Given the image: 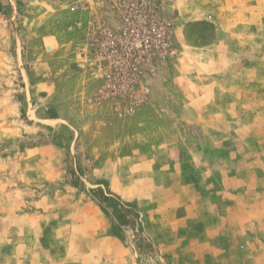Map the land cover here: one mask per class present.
Returning a JSON list of instances; mask_svg holds the SVG:
<instances>
[{"label": "rangeland", "instance_id": "374dc122", "mask_svg": "<svg viewBox=\"0 0 264 264\" xmlns=\"http://www.w3.org/2000/svg\"><path fill=\"white\" fill-rule=\"evenodd\" d=\"M166 1L173 25L171 46L176 54L152 83L153 101H162L159 89L173 60L183 58L181 53L189 47H207L218 39L212 20L219 21L228 12L230 19L236 17V6L231 2L237 0ZM106 12L98 3L89 8L76 0H0V264L29 262L15 249L20 240L18 227L3 220L44 213L49 207L56 208L55 212L61 209L70 223L63 242L67 251L48 255L53 262L60 259L65 264H198L196 246L188 244L189 232L208 241L211 228H217L215 220L183 228L152 221L146 224L135 210L107 194L110 138L117 140L116 162L123 167L122 149L130 143L125 139L136 125L127 120L130 115L102 98L101 86L78 65L87 28ZM230 32L236 36V26ZM256 32L264 40V25ZM257 50L262 56L264 45ZM231 52L235 53V47ZM260 71L264 73V67ZM199 130L183 126L179 133L192 137ZM236 130L227 127L229 140ZM259 130L257 151L264 150L260 149L264 148V127ZM231 145L235 144L230 141L228 149ZM248 145L241 150L248 152L252 144ZM258 173L264 182L263 172ZM117 176L123 180V169ZM260 194L263 213L258 217H263L264 191ZM76 205H80L77 211ZM221 211L227 213L224 207ZM99 217L110 223L108 233L119 237L117 244L113 247L100 237L99 246L92 248L93 243L84 240V251L74 253L71 239L76 223L86 225ZM81 218L83 222L78 221ZM144 224L151 230L148 235ZM57 225L48 224L45 229L43 225L42 232L50 238H43V247L57 244ZM252 227L264 240V221L252 223ZM175 229L184 230L177 234ZM78 230L86 234L88 227ZM34 236V232L27 233L29 247L34 245ZM208 246L202 245V249Z\"/></svg>", "mask_w": 264, "mask_h": 264}, {"label": "crops", "instance_id": "0c3cea01", "mask_svg": "<svg viewBox=\"0 0 264 264\" xmlns=\"http://www.w3.org/2000/svg\"><path fill=\"white\" fill-rule=\"evenodd\" d=\"M231 4L236 6L235 18L230 19L228 12L219 21L212 20L218 28V39L212 45L189 47L181 53L183 58L170 63L159 89L162 101L150 99L127 119L136 128L125 139L130 143L122 149L124 166L117 165V140L113 137L107 150V194L135 210L144 223L183 228L194 222L216 221L217 228H211L208 241L189 232L188 244L196 246L198 264H264V240L252 227V223L264 221V215L258 217L263 213L259 196L264 182L258 172L264 175V150H254L261 139L259 127H264V86L260 85L264 54L257 50L264 40L256 32L264 25V0ZM235 26L236 36L230 32ZM183 126L198 127L200 132L185 137L179 133ZM227 127L237 129L231 140ZM230 141L235 145L228 149ZM249 143L250 150L242 151ZM122 169L123 180L117 176ZM79 208L75 206L76 211ZM56 210L49 207L44 213L3 220L18 227L20 240L15 249L29 258L28 264H65L48 256L67 251L63 242L70 223L61 209ZM55 222L59 228L57 244L43 247L46 235L42 227ZM85 226L86 234L78 230ZM76 229L71 239L76 254L84 251V240L92 242V248L99 246L100 237L113 247L119 240L108 233L110 223L104 218H93L86 225L76 223ZM183 230L175 229L177 234ZM29 232L35 233L32 247L27 244ZM207 243L208 248L202 249Z\"/></svg>", "mask_w": 264, "mask_h": 264}, {"label": "built area", "instance_id": "2783aa9c", "mask_svg": "<svg viewBox=\"0 0 264 264\" xmlns=\"http://www.w3.org/2000/svg\"><path fill=\"white\" fill-rule=\"evenodd\" d=\"M76 1L89 8L98 3L107 11L87 28L78 65L101 86L102 98L118 111L134 114L149 104L153 81L176 54L170 40L173 25L168 2Z\"/></svg>", "mask_w": 264, "mask_h": 264}]
</instances>
